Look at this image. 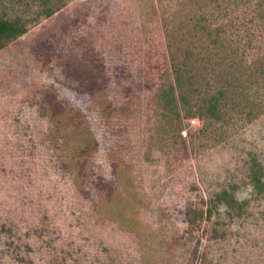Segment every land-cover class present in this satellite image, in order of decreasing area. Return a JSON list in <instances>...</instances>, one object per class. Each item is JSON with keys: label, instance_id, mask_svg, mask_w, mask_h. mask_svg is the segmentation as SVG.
Masks as SVG:
<instances>
[{"label": "rangeland", "instance_id": "rangeland-1", "mask_svg": "<svg viewBox=\"0 0 264 264\" xmlns=\"http://www.w3.org/2000/svg\"><path fill=\"white\" fill-rule=\"evenodd\" d=\"M0 19L26 29L0 51V264H264V0H0ZM51 98L98 142L82 170Z\"/></svg>", "mask_w": 264, "mask_h": 264}, {"label": "trees", "instance_id": "trees-1", "mask_svg": "<svg viewBox=\"0 0 264 264\" xmlns=\"http://www.w3.org/2000/svg\"><path fill=\"white\" fill-rule=\"evenodd\" d=\"M26 33L24 26H21L18 23L0 19V51L4 49L9 43L15 41L22 35ZM103 68L102 63L99 66ZM87 71L81 70L79 76L82 74L85 76ZM92 79V78H91ZM93 82V81H92ZM94 84V83H93ZM90 84L84 85V91H88L95 88H92ZM83 90V89H82ZM221 99L215 97L213 102L210 105L211 111H215L217 104ZM50 111H51V121L55 127L51 133L50 138L54 141L59 139L61 131L66 134L69 139V153L66 158V165L73 169H81L87 163V160L93 156L94 152L98 148V142L95 139L93 133L89 130L88 126L85 124L84 119H82L81 114L74 112L73 110L61 111L56 102L51 98L50 99ZM105 116H111V109L107 106L103 111ZM114 177L119 183L124 186L127 195L132 196L133 200H137V196L133 193L134 185L131 177L128 175L126 166L123 163L115 165L113 170ZM255 187L260 193L264 194V184L262 177L255 172L254 175ZM82 179L80 170L77 172L76 180L79 181ZM115 196V193H112ZM120 198L119 203H117L114 208L120 209L125 203L122 195H116ZM220 198L229 206L236 204V200L229 193L224 192L220 195ZM124 202V203H123ZM125 206V205H124ZM122 221V220H121Z\"/></svg>", "mask_w": 264, "mask_h": 264}]
</instances>
